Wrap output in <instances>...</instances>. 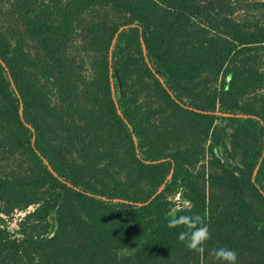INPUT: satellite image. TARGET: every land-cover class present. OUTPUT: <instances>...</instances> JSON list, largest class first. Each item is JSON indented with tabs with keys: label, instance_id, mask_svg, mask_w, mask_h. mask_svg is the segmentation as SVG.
Returning a JSON list of instances; mask_svg holds the SVG:
<instances>
[{
	"label": "trees",
	"instance_id": "trees-1",
	"mask_svg": "<svg viewBox=\"0 0 264 264\" xmlns=\"http://www.w3.org/2000/svg\"><path fill=\"white\" fill-rule=\"evenodd\" d=\"M219 247L264 264V0H0V264Z\"/></svg>",
	"mask_w": 264,
	"mask_h": 264
},
{
	"label": "clouds",
	"instance_id": "clouds-1",
	"mask_svg": "<svg viewBox=\"0 0 264 264\" xmlns=\"http://www.w3.org/2000/svg\"><path fill=\"white\" fill-rule=\"evenodd\" d=\"M167 227L170 229L182 227L183 231L178 233V240L186 249L198 254L205 251L206 243L211 238L209 226L199 214L174 213L170 216ZM209 255L213 257L215 264H237L236 251L227 247L214 248Z\"/></svg>",
	"mask_w": 264,
	"mask_h": 264
},
{
	"label": "rangeland",
	"instance_id": "rangeland-1",
	"mask_svg": "<svg viewBox=\"0 0 264 264\" xmlns=\"http://www.w3.org/2000/svg\"><path fill=\"white\" fill-rule=\"evenodd\" d=\"M31 209V208H30ZM21 215H23L22 213H16L15 215H14V220L12 221V223H14L15 221H16V219H18V217L19 216H21Z\"/></svg>",
	"mask_w": 264,
	"mask_h": 264
},
{
	"label": "built area",
	"instance_id": "built-area-1",
	"mask_svg": "<svg viewBox=\"0 0 264 264\" xmlns=\"http://www.w3.org/2000/svg\"><path fill=\"white\" fill-rule=\"evenodd\" d=\"M178 198V197H177Z\"/></svg>",
	"mask_w": 264,
	"mask_h": 264
}]
</instances>
